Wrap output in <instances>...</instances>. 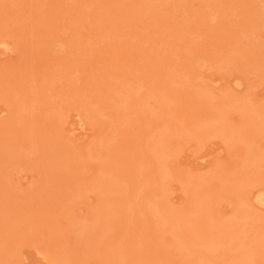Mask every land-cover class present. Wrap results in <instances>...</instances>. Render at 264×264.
<instances>
[{"label": "rangeland", "instance_id": "374dc122", "mask_svg": "<svg viewBox=\"0 0 264 264\" xmlns=\"http://www.w3.org/2000/svg\"><path fill=\"white\" fill-rule=\"evenodd\" d=\"M0 264H264V0H0Z\"/></svg>", "mask_w": 264, "mask_h": 264}]
</instances>
